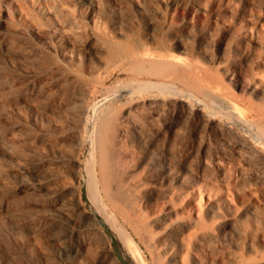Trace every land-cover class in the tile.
<instances>
[{"label":"rangeland","instance_id":"1","mask_svg":"<svg viewBox=\"0 0 264 264\" xmlns=\"http://www.w3.org/2000/svg\"><path fill=\"white\" fill-rule=\"evenodd\" d=\"M153 56L179 71L132 68ZM93 108L126 129L148 264H264V136L237 117L264 130V0H0V264H120L82 193ZM192 187L240 215L175 223Z\"/></svg>","mask_w":264,"mask_h":264},{"label":"bare ground","instance_id":"2","mask_svg":"<svg viewBox=\"0 0 264 264\" xmlns=\"http://www.w3.org/2000/svg\"><path fill=\"white\" fill-rule=\"evenodd\" d=\"M154 56L152 58L142 57V59H140L139 61L136 59H134L133 61V58H131L130 62L133 61L132 68L137 71L148 72V74L150 73L153 76V74L159 75V74H163L166 72H172V71L174 72L177 69V67L180 65L179 63L171 59L169 60V59H164L161 57L154 58ZM177 70L179 71V69ZM145 84L146 83H144V85ZM237 84L240 86L242 85L240 84V82H237ZM152 85H156V84L154 83ZM144 87L145 86L142 85V82L137 85V88H140V89ZM158 88H162V87L160 86ZM194 103L199 104V102H194ZM192 105L190 104L189 106L191 107ZM93 109L91 110V119L93 115L95 117L94 119L95 125L93 126L92 124L89 127L91 130V134H92V137H91L92 138V142H91L92 150L90 153V157H91L90 164L91 165L89 168H87L85 172V175H86V186L85 187H86V194L88 196V199L96 207V212L93 217L94 221L97 224H103L106 221L111 226V228L117 233L119 240H121L122 246L124 245V247L126 248L128 254L130 255V258L132 259L133 264H148V259L146 256L147 254H145L144 252L145 250H143V248L141 247V241L148 245L149 244L148 242L153 240V236H154L153 231L151 230L150 225H149L151 220H153V212L151 216L149 215L146 216L137 207L138 204H135V202L137 203L138 201V199L137 201L135 200L136 198L134 196L135 190L139 186L136 184V182H134L135 180L133 181L134 171H132L130 167L123 166L124 162L127 161V157L129 155L127 151L123 150L124 148H121V147L113 148L111 147V144H110L111 142L110 136L114 134L116 135L117 143L121 145L122 140L126 134V129L123 126V124L115 126L113 120L108 118L107 114H105L106 112L104 113V115L98 118L97 117V114H99L97 113L98 111L96 112V110L95 109L93 110ZM191 109L193 108L191 107ZM237 114H236L237 117L240 119L239 121L243 122L247 126L256 128L258 133L264 136V130L262 129L260 125L254 123L253 119L250 120L246 118L242 113H237ZM261 114H263L262 116H264V112ZM89 124L91 123L89 122ZM77 174H80V173L78 172ZM98 174H99V177H98ZM175 189L173 188V192L175 194H179V192ZM192 190L196 193L190 203L192 205L193 212L192 213L189 212L187 215H185L186 217L183 214L184 217L180 216L179 218L177 211L174 208L173 211L175 214V217H174L175 223L183 224V226L188 227V228H190V226H192L193 224L195 225L200 224L199 228H201L202 226L201 213H203L206 209H210V208L213 209L215 204H217L218 206H222L224 210V212L222 211L223 212L222 214L225 218V221L222 224V227L224 229L227 228L228 219H230L232 216L237 217L240 215L239 212L241 211L237 207L236 203L234 202V199L226 196L225 198H220L218 200H215L213 199L214 197H212L211 194H208V193L206 194L205 191L201 190L199 187H192ZM171 193H170V196H171ZM106 200L110 202L118 210L116 211L119 212V214L122 217V220L119 219L118 215L115 212H113L110 207H108L107 202H105ZM156 219H158V217ZM215 221H212V222L214 223ZM213 227H216V226H213ZM210 233L212 235V232ZM181 241H182V245H185L184 240H181ZM153 246L151 248H153ZM61 248H62V253L65 256H69L71 252H77L76 246L68 247L65 245L64 247H61ZM155 249H156V246H155ZM149 251L150 250H148V252ZM157 254L159 255V253ZM157 254H155V256ZM182 258H183L182 255L180 257L174 258V260H176L177 262L176 264H184Z\"/></svg>","mask_w":264,"mask_h":264},{"label":"water","instance_id":"3","mask_svg":"<svg viewBox=\"0 0 264 264\" xmlns=\"http://www.w3.org/2000/svg\"><path fill=\"white\" fill-rule=\"evenodd\" d=\"M89 133L90 136H92L91 134V130L89 128ZM92 140H90L87 144V148H86V162L85 164L82 166V171H81V175H82V193H83V197H84V201L87 204V206L92 210L93 214H95L96 212V207L95 205L87 198L86 195V175L85 172L87 170V168L90 167V153H91V143ZM100 226H102V228L104 229V231L106 232L108 238L110 239L115 253H116V257L119 261L120 264H133L132 259L130 258V255L128 254L127 250L122 246L117 233L111 228V226L105 221L103 224H100Z\"/></svg>","mask_w":264,"mask_h":264}]
</instances>
